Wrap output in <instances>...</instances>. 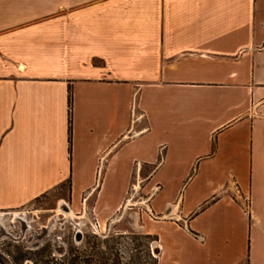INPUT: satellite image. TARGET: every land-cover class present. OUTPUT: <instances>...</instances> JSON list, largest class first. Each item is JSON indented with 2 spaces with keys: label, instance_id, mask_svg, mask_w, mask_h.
<instances>
[{
  "label": "crops",
  "instance_id": "1",
  "mask_svg": "<svg viewBox=\"0 0 264 264\" xmlns=\"http://www.w3.org/2000/svg\"><path fill=\"white\" fill-rule=\"evenodd\" d=\"M139 176L205 191L131 221ZM61 191L156 264H264V0H0V211Z\"/></svg>",
  "mask_w": 264,
  "mask_h": 264
},
{
  "label": "rangeland",
  "instance_id": "2",
  "mask_svg": "<svg viewBox=\"0 0 264 264\" xmlns=\"http://www.w3.org/2000/svg\"><path fill=\"white\" fill-rule=\"evenodd\" d=\"M155 180L157 188L149 193L146 191L148 178L139 176L133 179L125 200L128 207L122 216L130 217L131 221L136 216L138 220L137 214L147 212L146 204H150L153 197L155 202L173 200L179 203L181 195H184L192 181L188 188L187 204H192L196 195L205 191L203 189L194 194L195 186L200 184V180L202 182V178L195 180L194 176L158 177ZM65 195L66 191L55 192L26 207L0 211V264H13V259L17 264H34L41 258L45 261L59 259L72 246L94 242L93 238L96 236L106 240L104 251H108V247L119 253L123 264H156L159 245L155 237H147L134 231L121 234L119 224L109 225L108 229L102 231L91 215H70L68 204L59 200V197ZM129 200H132L131 204H128ZM125 223L124 227L128 228L130 221ZM94 228L97 233H93ZM18 258L21 260L17 261Z\"/></svg>",
  "mask_w": 264,
  "mask_h": 264
},
{
  "label": "trees",
  "instance_id": "3",
  "mask_svg": "<svg viewBox=\"0 0 264 264\" xmlns=\"http://www.w3.org/2000/svg\"><path fill=\"white\" fill-rule=\"evenodd\" d=\"M70 109L72 108V95H69ZM72 115L69 114V141L72 140ZM147 236V235H146ZM151 237V236H147ZM94 242H85L81 246H72L70 251L59 259L54 260H36L34 264H123L122 258L119 253L113 248H106L108 251H104V245L106 240L96 236L93 238ZM30 260V258H25ZM21 259L18 258L17 261ZM13 264H17L16 260L13 259Z\"/></svg>",
  "mask_w": 264,
  "mask_h": 264
},
{
  "label": "bare ground",
  "instance_id": "4",
  "mask_svg": "<svg viewBox=\"0 0 264 264\" xmlns=\"http://www.w3.org/2000/svg\"><path fill=\"white\" fill-rule=\"evenodd\" d=\"M131 203H132V200H129L128 204H131ZM67 214H69V213H67ZM70 215H74V214L71 212Z\"/></svg>",
  "mask_w": 264,
  "mask_h": 264
},
{
  "label": "built area",
  "instance_id": "5",
  "mask_svg": "<svg viewBox=\"0 0 264 264\" xmlns=\"http://www.w3.org/2000/svg\"><path fill=\"white\" fill-rule=\"evenodd\" d=\"M93 233H97V232H95V228L93 229Z\"/></svg>",
  "mask_w": 264,
  "mask_h": 264
}]
</instances>
